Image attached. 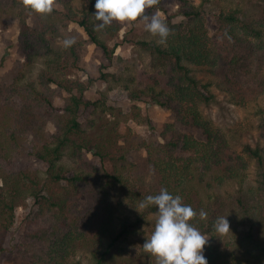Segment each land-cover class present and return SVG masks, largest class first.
Masks as SVG:
<instances>
[{
	"label": "trees",
	"instance_id": "obj_1",
	"mask_svg": "<svg viewBox=\"0 0 264 264\" xmlns=\"http://www.w3.org/2000/svg\"><path fill=\"white\" fill-rule=\"evenodd\" d=\"M177 2L189 27L185 30L183 25L164 21L171 29L166 46L139 42L153 56L158 71L143 73L140 87L129 90L128 99L169 110L177 122L201 133L206 142L165 125L160 139L147 146L146 157L131 163L127 154L136 145L129 128L118 127V122L86 128L79 120L80 110L91 104L84 100L85 86L67 76L81 62L79 44L68 49L54 45L61 36L60 26L74 23L111 56L113 49H108L106 39H114L122 25L113 22L94 30L99 23L94 18L96 0H84L79 10L63 0L47 19L27 14L20 0H0V22L11 13L18 21L24 67L31 69L37 60L44 63L37 81L20 84L24 73L18 72L12 81L0 83V254L6 250L5 236L15 224L18 209L32 199L38 226L29 233L33 242L22 246L23 264H85L78 256L82 251L89 254L87 264H156L143 249L155 222L141 243H133L130 237L158 209L143 208L133 219L117 212L109 194L118 188L140 205L163 187L197 212L191 223L209 238L208 264H264V144L246 145L245 157L236 156L225 135L201 110V105L211 103L209 88L214 81L234 103L264 96V9L247 24L240 22L236 12L219 16L222 45L245 54L237 61H226L224 52L208 46L201 7L188 0ZM197 68L215 80L201 84L193 72ZM260 137L264 143V123ZM88 153L96 158L95 164L86 158ZM65 156L78 162L76 170L63 163ZM33 158L47 165L45 176L33 168ZM246 161L254 162L255 185L247 182ZM197 164L204 171L199 172ZM231 182L238 184L236 191L212 194ZM200 210L207 219L199 218ZM220 216L227 217L231 233L214 231Z\"/></svg>",
	"mask_w": 264,
	"mask_h": 264
},
{
	"label": "rangeland",
	"instance_id": "obj_2",
	"mask_svg": "<svg viewBox=\"0 0 264 264\" xmlns=\"http://www.w3.org/2000/svg\"><path fill=\"white\" fill-rule=\"evenodd\" d=\"M66 1L77 10L84 4V0ZM177 3V0H166L159 9L160 18L172 25H183L187 30L189 22L181 15ZM188 3L201 7L210 49L224 52L226 61H237L241 57H245L242 51L237 52L222 45V31L218 18L221 14L227 15L236 12L240 22L247 24L254 21L263 11V0H188ZM156 10L157 8L154 7L148 10V14H152ZM60 30L61 36L54 40L56 48L64 47L63 40L65 38L75 37L82 52V59L78 67L68 70L67 76L85 86L84 100L91 103L80 110L79 120L84 127L88 128L92 124L100 126L118 122V127L129 128L136 145L135 150L127 154V159L131 163H137L146 157L147 146L156 139H160L159 136L165 125H171L182 133L190 132L198 142H206L201 133L190 131L177 122L169 110L152 102L128 99V91L140 87L143 73L153 74L158 71L155 68L153 56L145 51L139 43L140 41H156L158 37L151 36L142 23L138 22L132 27L122 25V29L114 39H106L108 49H113L111 56L92 44L88 36L76 24L71 23L67 28L60 26ZM18 33V21L14 13H11L0 22L1 84L12 81L18 72L24 73L20 84L30 80L37 81L39 73L44 67L42 60H37L31 69L24 67L23 55L18 47ZM193 72L201 84L215 80L203 69L197 68ZM209 89L213 98L209 105H201V110L204 116L212 121L215 130H220L225 135L230 150L236 156H244L242 152L244 146L248 145L253 148L258 145L263 146L260 132L264 123V96H260L255 101L234 103L230 95L216 86L215 81ZM86 156L89 161L95 164L96 158L91 153ZM30 161L38 173L46 175L47 165L45 163L35 158ZM177 162L182 164L183 161ZM63 163L71 170H76L78 167V162L68 156L64 157ZM247 163L248 167L245 171L248 175L247 182L250 185H255L254 162ZM197 167L199 172L203 168L200 164H197ZM194 169L195 167L192 170ZM202 170L204 171V169ZM238 187L237 183L231 182L223 187L213 189L212 194L234 192ZM79 198V202L85 204L84 197L79 196ZM109 201L117 209V212H126L133 219L136 212L139 213L143 209L139 204L132 203L130 199H127L122 190L118 188L110 190ZM36 211L37 207L34 206L32 199L26 202L25 207L18 209L15 224L5 236L6 250L0 254V264H23L22 246L33 242L29 233L38 226L37 218L34 219ZM155 213L149 214L147 223L140 232L130 237L133 243L139 244L149 236L150 224L152 225L157 218ZM138 244L136 245L139 246ZM127 246L129 247V244ZM78 256L85 264L88 263V252L82 251Z\"/></svg>",
	"mask_w": 264,
	"mask_h": 264
},
{
	"label": "clouds",
	"instance_id": "obj_3",
	"mask_svg": "<svg viewBox=\"0 0 264 264\" xmlns=\"http://www.w3.org/2000/svg\"><path fill=\"white\" fill-rule=\"evenodd\" d=\"M25 12L35 14L40 19L50 17L54 9L62 7L63 0H20ZM161 0H96L94 18L99 23L94 30H103L113 22L129 27L142 23L145 30L156 43L166 46L171 29L160 17L159 9L152 14L148 10L158 6ZM76 43L75 37L63 40L64 48H71ZM155 206L156 221L152 234L143 244L146 253L155 258L156 264H208L204 248L208 237L191 223L197 212L183 203L182 197L173 196L166 188H161L158 195L145 197L140 208ZM199 218L207 219V213L200 210ZM219 235L231 233L227 217H218L213 224Z\"/></svg>",
	"mask_w": 264,
	"mask_h": 264
}]
</instances>
